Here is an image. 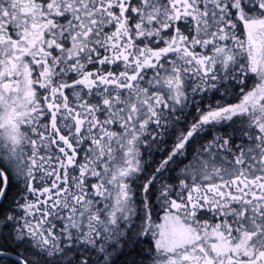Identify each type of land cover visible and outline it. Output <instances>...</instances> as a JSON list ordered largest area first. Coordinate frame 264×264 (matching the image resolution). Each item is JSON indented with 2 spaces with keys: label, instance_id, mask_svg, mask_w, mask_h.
<instances>
[{
  "label": "snow or ice",
  "instance_id": "6c2138e0",
  "mask_svg": "<svg viewBox=\"0 0 264 264\" xmlns=\"http://www.w3.org/2000/svg\"><path fill=\"white\" fill-rule=\"evenodd\" d=\"M0 264H264V0H0Z\"/></svg>",
  "mask_w": 264,
  "mask_h": 264
}]
</instances>
